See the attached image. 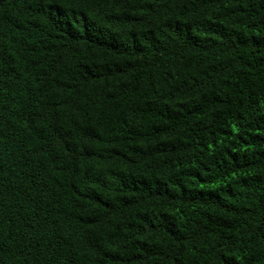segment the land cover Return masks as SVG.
Returning <instances> with one entry per match:
<instances>
[{
    "label": "trees",
    "instance_id": "obj_1",
    "mask_svg": "<svg viewBox=\"0 0 264 264\" xmlns=\"http://www.w3.org/2000/svg\"><path fill=\"white\" fill-rule=\"evenodd\" d=\"M0 264H264V0H0Z\"/></svg>",
    "mask_w": 264,
    "mask_h": 264
}]
</instances>
